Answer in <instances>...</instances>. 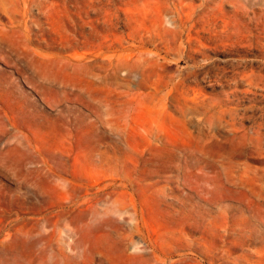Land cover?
I'll use <instances>...</instances> for the list:
<instances>
[{
    "label": "rangeland",
    "instance_id": "374dc122",
    "mask_svg": "<svg viewBox=\"0 0 264 264\" xmlns=\"http://www.w3.org/2000/svg\"><path fill=\"white\" fill-rule=\"evenodd\" d=\"M0 264H264V0H0Z\"/></svg>",
    "mask_w": 264,
    "mask_h": 264
}]
</instances>
